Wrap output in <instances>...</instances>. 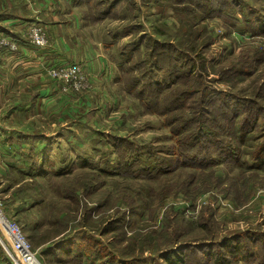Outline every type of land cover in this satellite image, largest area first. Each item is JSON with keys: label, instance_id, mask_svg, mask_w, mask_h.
Wrapping results in <instances>:
<instances>
[{"label": "rangeland", "instance_id": "rangeland-1", "mask_svg": "<svg viewBox=\"0 0 264 264\" xmlns=\"http://www.w3.org/2000/svg\"><path fill=\"white\" fill-rule=\"evenodd\" d=\"M81 3L86 27L78 30L117 67L114 101L76 112V147H54L46 175L39 169L22 194L0 196L40 261L167 264L161 242L194 245L243 229L264 241V206H252L264 187V0ZM206 100L232 105L199 110ZM207 113L216 119L199 131ZM53 122L49 116V130ZM187 250L181 264H202ZM0 254L7 264H22L1 227Z\"/></svg>", "mask_w": 264, "mask_h": 264}, {"label": "crops", "instance_id": "crops-1", "mask_svg": "<svg viewBox=\"0 0 264 264\" xmlns=\"http://www.w3.org/2000/svg\"><path fill=\"white\" fill-rule=\"evenodd\" d=\"M81 4V0H0V37L20 40L17 51L0 48V196H18L21 185L39 169V175H46L54 147L63 149L65 141L76 147V112L84 113L96 100L110 105L114 101L117 67L78 30L86 27ZM35 21L48 29L46 47L29 41L27 30ZM72 62L84 66L92 82L89 90L66 92L60 82L40 74L46 64ZM22 82L27 85L18 91ZM48 115L54 118L53 130L47 127ZM255 200L252 206H264V198Z\"/></svg>", "mask_w": 264, "mask_h": 264}, {"label": "trees", "instance_id": "trees-1", "mask_svg": "<svg viewBox=\"0 0 264 264\" xmlns=\"http://www.w3.org/2000/svg\"><path fill=\"white\" fill-rule=\"evenodd\" d=\"M207 14V13H205ZM203 17H208V15H204ZM262 24L264 25V22L261 21L260 27H262ZM200 62H199V70L200 74L203 75L207 72V67L205 63V57L203 56L202 52L197 53ZM195 63V62H194ZM234 63V62H233ZM232 63V64H233ZM198 65V64H197ZM233 66H228L226 69H231ZM238 72H244L245 71V65L243 64L241 68L237 69ZM195 72L194 64L191 66V69L189 70V73L187 71L186 74H189L185 79L182 80L183 84H187V79L191 78V75H193ZM201 93L206 91V88H202L199 90ZM195 92L194 90L189 91V93ZM204 100V99H203ZM208 100V99H207ZM206 100V104H200L199 110L202 111H208V107L211 105H214L216 103L210 102L208 104V101ZM212 103V104H211ZM218 106H221L223 109H227L228 106H231L232 103H228L227 100H224L220 102L219 104H216ZM241 110V109H239ZM262 110H264L262 108ZM241 117L240 120H243V124L248 123V118H246V114L238 113ZM236 115V116H237ZM259 118V114L255 116L253 119L257 121ZM216 119V116L211 117L209 114H206V119H203L202 121L198 120L200 125L198 127L199 131L206 129V122L210 120ZM205 120V121H204ZM189 121V120H188ZM187 121V122H188ZM203 122V124H202ZM202 125V126H201ZM189 126H184L183 130L188 129ZM198 131V133H199ZM242 138H247V132H242ZM229 148H232V145L229 144ZM263 151H264V145H263ZM262 151V152H263ZM18 195L23 193V188L18 189ZM35 202H31L30 205H33ZM29 205V206H30ZM27 206V205H26ZM212 212V210H210ZM204 228H209V224H203L201 225ZM24 227V226H23ZM237 230L230 233H226L221 235L220 237L216 235H212L209 238L202 240L198 243H194V245L191 244H182L179 246L170 245L166 248H163L164 242L160 243V246L162 249L159 251V257L164 258V260L167 262V264H181L186 263L187 257H188V250L195 251L196 256H199L201 258L202 264H204L205 258H207L208 263L207 264H264V241H260L259 236L252 238L251 234L254 233V230ZM179 237V235H178ZM177 238V236H176ZM176 238H174L173 242H176ZM170 241V240H169ZM262 246H260V243ZM168 243V242H167ZM185 253V254H183ZM257 256H259V262H257ZM0 264H7L3 259L2 255L0 254Z\"/></svg>", "mask_w": 264, "mask_h": 264}, {"label": "built area", "instance_id": "built-area-1", "mask_svg": "<svg viewBox=\"0 0 264 264\" xmlns=\"http://www.w3.org/2000/svg\"><path fill=\"white\" fill-rule=\"evenodd\" d=\"M29 41L42 48L50 44L49 33L46 25L39 21L31 23L27 30ZM20 40L12 36L0 37V48H7L9 51L19 49ZM45 75L54 78L61 83L63 91L83 92L91 88L92 82L79 62L66 65H49L45 67ZM255 198H264V187L258 188ZM0 227L12 240V248L22 264H43L37 256L30 238L23 229L21 223L11 216L0 198Z\"/></svg>", "mask_w": 264, "mask_h": 264}]
</instances>
